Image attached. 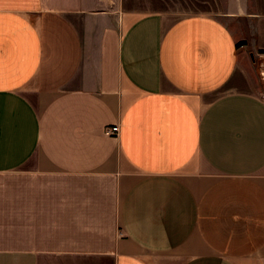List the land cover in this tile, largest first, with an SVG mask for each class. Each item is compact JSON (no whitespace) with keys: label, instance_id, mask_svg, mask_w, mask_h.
Listing matches in <instances>:
<instances>
[{"label":"crops","instance_id":"1","mask_svg":"<svg viewBox=\"0 0 264 264\" xmlns=\"http://www.w3.org/2000/svg\"><path fill=\"white\" fill-rule=\"evenodd\" d=\"M230 8L0 0V264H264V0Z\"/></svg>","mask_w":264,"mask_h":264},{"label":"rangeland","instance_id":"2","mask_svg":"<svg viewBox=\"0 0 264 264\" xmlns=\"http://www.w3.org/2000/svg\"><path fill=\"white\" fill-rule=\"evenodd\" d=\"M230 1L231 0H122V5L123 8L127 10L136 9L142 11L167 12L174 20L187 15L210 14L218 16L234 26V23L223 15L225 12H230ZM249 4L252 8L253 0H249ZM260 83L264 92L263 74L260 76Z\"/></svg>","mask_w":264,"mask_h":264},{"label":"built area","instance_id":"3","mask_svg":"<svg viewBox=\"0 0 264 264\" xmlns=\"http://www.w3.org/2000/svg\"><path fill=\"white\" fill-rule=\"evenodd\" d=\"M263 74V79H264V61L260 63V76ZM262 78V77H261ZM120 130V127L117 124L110 125L105 128V133L110 136H116L118 135Z\"/></svg>","mask_w":264,"mask_h":264}]
</instances>
